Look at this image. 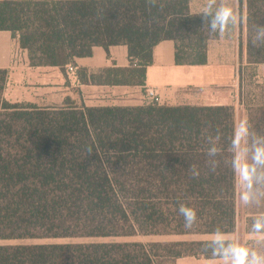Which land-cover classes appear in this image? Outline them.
Instances as JSON below:
<instances>
[{"label": "trees", "instance_id": "obj_1", "mask_svg": "<svg viewBox=\"0 0 264 264\" xmlns=\"http://www.w3.org/2000/svg\"><path fill=\"white\" fill-rule=\"evenodd\" d=\"M246 12V63L264 64V45L253 42L256 26L264 25V0H246ZM0 30L19 36L32 66L63 71L95 46L126 45L132 67L91 75L92 83L109 85H143L163 40L174 41L177 65H203L209 41L218 37L210 18L190 13L189 0H0ZM239 53L241 59V41ZM7 75L0 69V240L234 232V106L41 108L7 101ZM244 104L250 147L254 137H264V105ZM213 147L217 152L209 155ZM254 192L260 206L251 213L250 232L251 221L264 217V182ZM181 205L196 212L190 228ZM210 241L0 245V264L221 257Z\"/></svg>", "mask_w": 264, "mask_h": 264}, {"label": "crops", "instance_id": "obj_2", "mask_svg": "<svg viewBox=\"0 0 264 264\" xmlns=\"http://www.w3.org/2000/svg\"><path fill=\"white\" fill-rule=\"evenodd\" d=\"M220 3L221 0H216L215 6ZM223 3L232 7L241 20L236 26L230 25L223 34L218 31V37L209 41L207 62L203 65H177L174 41L163 40L153 49V62L146 68L143 85L90 81L91 75L102 70L132 67L126 45H112L108 50L95 46L91 56L75 58L74 64L67 65L63 71L57 66H32L28 51L20 47L19 36L0 30V69L8 71L3 97L11 103H29L41 108L132 107L146 105L145 92L151 88L160 97L159 105H232L236 125L240 120H247L246 106L240 101L238 91L239 68L247 66L246 0H223ZM206 4L207 0H189L190 13L202 14ZM240 41L243 45L241 59ZM253 68L256 77L264 80V64ZM202 98L208 102H199ZM223 235L225 240L230 239L228 234ZM213 236L192 235L198 240H211ZM175 264H225V261L223 257L184 256Z\"/></svg>", "mask_w": 264, "mask_h": 264}, {"label": "clouds", "instance_id": "obj_3", "mask_svg": "<svg viewBox=\"0 0 264 264\" xmlns=\"http://www.w3.org/2000/svg\"><path fill=\"white\" fill-rule=\"evenodd\" d=\"M151 5H155L157 0H147ZM216 0H207V4L202 11V19L210 18L212 32L219 31L223 34L228 27L236 26L240 23V16L234 12L233 8L221 3L218 7ZM163 5H161L162 7ZM254 44L264 45V25L256 26V37ZM250 125L246 119L240 120L234 127L231 140L233 157L231 166L241 187L240 200L244 204L252 202L256 193L254 184L264 182V137H254L251 146L247 144ZM91 154V148L88 149ZM215 147L209 150V155H215ZM249 152H251V162H249ZM180 213L185 220V227L190 228L196 220L194 209L181 205ZM256 233H264V217L256 220L253 226ZM210 243L215 246L214 255L223 257L225 264H264V255L251 250L239 243L226 242L222 233L216 232Z\"/></svg>", "mask_w": 264, "mask_h": 264}, {"label": "rangeland", "instance_id": "obj_4", "mask_svg": "<svg viewBox=\"0 0 264 264\" xmlns=\"http://www.w3.org/2000/svg\"><path fill=\"white\" fill-rule=\"evenodd\" d=\"M254 66H241V72L238 71V84L239 95L245 103L253 104L254 107L264 105V80L256 77ZM240 70V68H239ZM199 102L206 103L208 100L205 98L200 99ZM246 106V105H245ZM246 115L248 121V110L246 106ZM237 184V202H236V227L234 232L228 233V237L234 243H239L246 246L259 254L264 255V235L256 232H250V220L252 219L251 213L254 212L256 206H260L257 202V197L254 196L249 204H244L240 200L241 187ZM254 224L251 221V227ZM192 235H149V236H132V237H107V238H77V239H25V240H0V245H17V244H41V243H64V242H174V241H194L198 240L193 238ZM188 237V238H184ZM161 264H172L171 259L159 258Z\"/></svg>", "mask_w": 264, "mask_h": 264}, {"label": "built area", "instance_id": "obj_5", "mask_svg": "<svg viewBox=\"0 0 264 264\" xmlns=\"http://www.w3.org/2000/svg\"><path fill=\"white\" fill-rule=\"evenodd\" d=\"M70 70H73L72 66H69ZM145 99L147 104H160V97L155 89H147L145 92Z\"/></svg>", "mask_w": 264, "mask_h": 264}]
</instances>
